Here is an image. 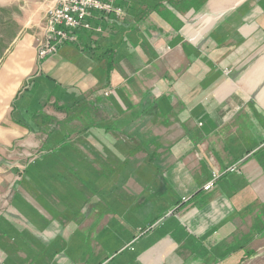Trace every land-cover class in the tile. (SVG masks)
<instances>
[{
  "label": "crops",
  "instance_id": "1",
  "mask_svg": "<svg viewBox=\"0 0 264 264\" xmlns=\"http://www.w3.org/2000/svg\"><path fill=\"white\" fill-rule=\"evenodd\" d=\"M117 3L122 17L93 18L101 32L81 30L50 57L15 50L0 92L9 104L24 86L18 114L108 93L113 111L84 132L138 137L112 149L131 176H147L125 196L120 216L131 226H119V214L103 226L111 220L96 210L101 199L85 202L76 227L3 229L0 264L239 263L246 239L264 231V0ZM233 164L238 171L224 172ZM213 171L222 174L205 191ZM142 217H151L146 227Z\"/></svg>",
  "mask_w": 264,
  "mask_h": 264
},
{
  "label": "rangeland",
  "instance_id": "2",
  "mask_svg": "<svg viewBox=\"0 0 264 264\" xmlns=\"http://www.w3.org/2000/svg\"><path fill=\"white\" fill-rule=\"evenodd\" d=\"M55 1L0 0V69L15 50H36L46 11ZM23 90L21 86L9 104L2 102L6 97L0 92V234L12 227H76L83 219L82 205L95 204L98 199L96 210L103 222L112 223L104 222L103 226L115 227L119 214L118 225L130 227L129 217L120 215L127 212L126 193L136 191L130 181L143 177L145 169L137 168L131 176V168L118 161L123 160V153L112 149L119 147L121 140L134 145L138 137L116 131L113 136L105 135L91 127L84 132L86 123L93 124L113 111L106 99L108 93L90 92L68 103L44 101L39 112L18 114L17 108H23L16 101ZM84 113H92V120L81 118L79 114ZM54 144L61 145L53 148ZM149 192L147 189L144 194ZM26 198L31 200L28 207L24 205ZM150 219L142 217V226ZM244 222L246 227L240 231L247 233L248 219ZM5 234L8 240L16 239L13 232ZM251 235L239 258L242 261L232 264H264V231Z\"/></svg>",
  "mask_w": 264,
  "mask_h": 264
},
{
  "label": "built area",
  "instance_id": "3",
  "mask_svg": "<svg viewBox=\"0 0 264 264\" xmlns=\"http://www.w3.org/2000/svg\"><path fill=\"white\" fill-rule=\"evenodd\" d=\"M123 14L124 9L117 0H56L54 5L46 11L42 37L35 50L36 59L40 61L50 57L63 45L75 42L77 33L81 30L101 32L100 24L92 26L93 18L116 19ZM236 170L237 165L233 164L224 172ZM221 174L222 172L213 171L211 178L202 189L210 190Z\"/></svg>",
  "mask_w": 264,
  "mask_h": 264
},
{
  "label": "trees",
  "instance_id": "4",
  "mask_svg": "<svg viewBox=\"0 0 264 264\" xmlns=\"http://www.w3.org/2000/svg\"><path fill=\"white\" fill-rule=\"evenodd\" d=\"M33 115H34V114H33ZM90 122H91V121H90ZM90 122H89V123H90ZM88 126H92V124H89Z\"/></svg>",
  "mask_w": 264,
  "mask_h": 264
}]
</instances>
